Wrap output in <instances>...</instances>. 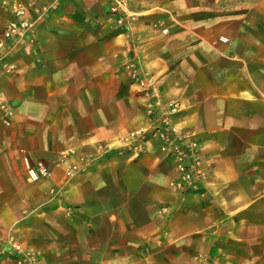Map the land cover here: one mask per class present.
I'll use <instances>...</instances> for the list:
<instances>
[{
    "label": "crops",
    "instance_id": "0c3cea01",
    "mask_svg": "<svg viewBox=\"0 0 264 264\" xmlns=\"http://www.w3.org/2000/svg\"><path fill=\"white\" fill-rule=\"evenodd\" d=\"M2 1L0 41L14 3L34 31L0 47L14 65L0 71L13 111L9 125L0 111V264H19L11 241L42 246L44 264H183L200 255L264 264V77L245 57L222 59L233 48L218 43L221 21L245 18L237 1L121 0L115 30L112 0ZM157 18L169 21L168 36ZM130 61L150 77L151 98L135 90ZM172 101L182 108L168 114ZM165 117L200 141L199 191L176 188L177 162L158 139L130 138ZM38 161L52 175L30 181ZM72 163L84 170L69 174Z\"/></svg>",
    "mask_w": 264,
    "mask_h": 264
},
{
    "label": "built area",
    "instance_id": "2783aa9c",
    "mask_svg": "<svg viewBox=\"0 0 264 264\" xmlns=\"http://www.w3.org/2000/svg\"><path fill=\"white\" fill-rule=\"evenodd\" d=\"M3 2L4 4L7 3L6 0ZM112 2V9H120L119 7L122 5L121 0H112ZM12 12L16 16V19L5 26L3 31L4 40L11 39V37L12 39H20L34 31V23L22 17L25 12L19 3L12 4ZM4 40L0 41L1 48L6 47ZM127 68L139 91L147 98H151L154 91L153 88L149 87L151 79L147 73L141 72L139 66L134 61H131L127 65ZM2 70L6 72L14 70V65L6 61L4 55L0 57V71ZM6 103L0 91V111L3 114V122L9 125L11 124L13 111ZM170 106L171 111L169 113H173L177 109V105L171 104ZM146 133H149L150 137L158 139L161 142V151L168 157H173L176 160L179 171L178 179L173 182L176 188L181 191L201 190V184L206 179V173L199 153L200 141L196 136L178 131L167 117L163 119L161 126L156 127L150 132L146 130L136 131L130 135V138L136 139L138 143H142L144 142L143 138ZM73 169H77V166H73ZM30 171L34 177H37L38 174L43 176L50 174V169L41 161H38ZM10 244V250L15 254L19 264H41V250L27 248L18 241H11Z\"/></svg>",
    "mask_w": 264,
    "mask_h": 264
},
{
    "label": "rangeland",
    "instance_id": "374dc122",
    "mask_svg": "<svg viewBox=\"0 0 264 264\" xmlns=\"http://www.w3.org/2000/svg\"><path fill=\"white\" fill-rule=\"evenodd\" d=\"M3 1L2 3H4ZM236 1H237L236 5H238L237 6L238 10L243 12V14L245 12V18L236 20V21H227V22L221 21L220 24H222L223 22L224 26L219 29L220 37H219L218 43L230 44V47L232 46L233 48V50H231L230 52L223 53V54L221 53L223 56L222 59H225L227 61H231L234 59L238 61H242L245 57L246 60L250 61V65H251L250 71L255 76V78H257V80L259 81V79L262 77V80H263V77H264V8L260 6V0H236ZM111 12L115 14L116 17L114 21L110 22L109 28L115 30L120 24H123L124 22V21H120L122 19L123 12L121 9L114 10L112 8H111ZM154 26L164 36H168L170 34V26H169L168 20H165L164 18H157L154 21ZM232 54L235 56L234 59H231ZM132 83L136 86L135 90L139 93H142L137 88V85L135 84L133 79H132ZM171 104L177 105V109L174 111H180L183 103H181L180 101L170 102L167 108L168 114L171 111V106H170ZM145 107L147 108L148 105H145ZM150 111H153V110H150ZM44 164L50 169V174L47 176L38 174L37 177H34L30 170L36 164L32 165L30 166L29 172H28L30 181L32 180L35 181V180H38L39 178H48L52 175V172H53L52 168L46 163ZM73 166H77V169H73ZM84 167H85L84 164L72 163L67 168V172L69 174L74 175L78 172L83 171ZM28 238H31V237H28ZM34 238L35 237H32L31 239H34ZM18 239L21 241L23 240L21 239V237ZM36 239L37 238H35L34 240ZM27 248L39 249L42 252V256L44 255V252L42 250L43 247L40 245L34 244L33 246L27 247ZM8 253L10 254L11 257L15 256V254L11 250L8 251ZM200 256L204 260L199 258V260L195 259L194 261L185 262L183 264H215L210 259L204 258L203 257L204 255H200ZM41 264H44V263L41 262ZM45 264L47 263L45 262ZM137 264H147V262L142 258L137 262Z\"/></svg>",
    "mask_w": 264,
    "mask_h": 264
}]
</instances>
